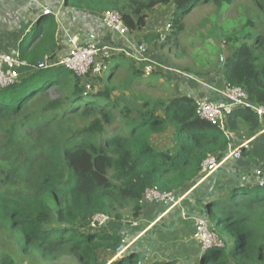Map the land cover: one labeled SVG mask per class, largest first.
<instances>
[{
    "label": "trees",
    "instance_id": "obj_1",
    "mask_svg": "<svg viewBox=\"0 0 264 264\" xmlns=\"http://www.w3.org/2000/svg\"><path fill=\"white\" fill-rule=\"evenodd\" d=\"M240 2L238 15L220 24L228 35L216 69L224 86L241 88L252 104L264 106V0H68V5L100 15L116 11L130 32L142 29L157 7L169 6L168 34L177 48L185 41L184 17L193 9L211 4L221 13ZM53 20L37 22L29 45L16 51L30 67L57 57ZM162 74L151 63L119 53L105 57L99 71L94 65L85 78L60 67L31 68L0 89V264H103L122 235L90 230L93 216L122 221L128 212L137 220L146 189L184 193L197 183L204 160L225 155L235 136L250 139L262 131L263 119L247 109L234 108L221 128L199 118L189 95L134 94L138 86L159 88ZM168 132L173 147L158 151L154 138ZM250 190L238 185L225 198L210 196L206 222L214 208L216 227H209L222 243L229 234L231 246L201 253L200 264H264V187ZM138 258L130 248L111 264H137Z\"/></svg>",
    "mask_w": 264,
    "mask_h": 264
},
{
    "label": "crops",
    "instance_id": "obj_2",
    "mask_svg": "<svg viewBox=\"0 0 264 264\" xmlns=\"http://www.w3.org/2000/svg\"><path fill=\"white\" fill-rule=\"evenodd\" d=\"M68 4V0H0V54L16 52L22 45L28 46L30 41L26 42V39L33 31L35 24L51 18L54 19L57 29L55 41L59 51L56 58L68 51V41L73 35H79L81 44L103 40L107 38V35L119 38L118 41L127 40L130 32L126 36H119L104 29L101 20L98 19L101 17L99 13L86 10L76 11ZM42 10H48L50 13L44 16ZM96 21L99 22L98 28H94ZM206 95L217 102L223 101L218 90L208 92ZM249 140V149L242 153L240 160L230 159L222 166L221 170L224 173L219 174L216 178L210 195L212 199L227 197L230 190L238 185L256 187L255 172L261 171L264 175V125L262 131L253 138L235 136L228 149L235 148ZM229 174H234L237 180H234ZM213 178L214 175L197 186L191 184L187 187L185 191L189 194L176 208L170 211H166V207L161 205H142L141 216L137 219L139 224L137 230L118 224L122 227L118 233L126 234L129 239L151 226L149 231L131 246L138 256L143 254L149 245V234L152 231L155 238L152 253L150 258L143 260L141 264H149L151 261L153 263L171 261L176 264H182L185 261V264L189 261L191 244L194 243L198 246L192 240L196 219L190 215L196 214L199 211L198 207H203L204 203L201 198L209 190ZM180 214H186V216L178 218L177 224L174 225L176 216ZM106 262L108 261L104 260L103 263Z\"/></svg>",
    "mask_w": 264,
    "mask_h": 264
},
{
    "label": "rangeland",
    "instance_id": "obj_3",
    "mask_svg": "<svg viewBox=\"0 0 264 264\" xmlns=\"http://www.w3.org/2000/svg\"><path fill=\"white\" fill-rule=\"evenodd\" d=\"M243 3H236L228 8L227 11L221 13L211 4L193 9L184 17L185 27L184 32L181 34V39L185 41L181 44L179 43L177 48L171 46L174 35H171V33L168 34V24L172 16V8L169 6L157 7L152 11L146 20L145 26L140 30L130 32L127 40L118 41L117 39L119 38L107 35V38H102V41L109 44L113 50L120 49L123 52L131 54H134V50L141 43L144 42L146 44L147 54L145 56V62L151 63L155 68L160 69L163 74L162 77L157 79L159 88L146 89L144 86H138L135 88L136 91H133L135 95L144 92L152 96H160L161 98L167 99L169 96L186 94L194 99L207 97L214 100L206 94L213 90L217 91L222 89L223 81L220 76V70L216 69V65L217 58L219 59L220 54L224 52L220 47L223 41L222 39L228 35L226 32L220 30V24L227 19L237 16L236 6L238 4L242 5ZM181 14V12L178 13L179 16ZM98 19L100 21L101 17ZM43 22L51 23L50 20H43ZM98 24V21L94 22V28H98ZM166 36H168L167 41H165ZM31 38L32 32L27 36L26 42H29ZM162 41L166 43L161 47ZM103 59L105 57L101 56L95 63L97 71H99V66L103 63ZM201 63L206 64L205 68L200 66ZM108 72L106 70L105 75ZM95 73L97 74L96 71H94ZM50 97L52 99L57 97L52 90H50ZM154 145L158 151L171 149L173 147L172 133L168 132L155 137ZM249 189L254 190V186L249 187ZM212 211L210 220L207 221L209 226L216 227V221L212 217L215 209L213 208ZM128 216L129 213L126 212L122 224L120 223L122 227L130 225L127 221L129 219ZM122 227L118 226L117 223V226L115 225L106 229V232L118 233ZM230 240L231 237L229 234L223 235V243L226 250L230 249ZM189 251L190 259L185 264H200V247L192 243ZM103 259L109 261L110 264L119 260V258L115 259L111 253H107Z\"/></svg>",
    "mask_w": 264,
    "mask_h": 264
},
{
    "label": "built area",
    "instance_id": "obj_4",
    "mask_svg": "<svg viewBox=\"0 0 264 264\" xmlns=\"http://www.w3.org/2000/svg\"><path fill=\"white\" fill-rule=\"evenodd\" d=\"M45 15L49 14L48 10H43ZM101 24L104 29L115 33L119 36H126L130 31L124 24L122 15L116 11H107L101 16ZM79 35H73L68 43V51L54 60L45 59L36 67H30L25 61L18 58L16 52L0 54V89L11 87L15 84L21 73L27 69H42V68H64L77 78H85L97 59L101 56L108 57L111 55L124 53L128 57L133 58L137 62H145L147 54V46L143 42L135 50L134 54L123 52V50H113L112 47L103 42L96 40L89 44H81ZM136 53V54H135ZM223 98L222 102L211 100L207 97L195 99L197 114L200 119L214 126L223 128L226 115L230 114L234 108H243L249 110L252 114L264 119V106L252 104L246 92L238 87H226L223 85L221 90H218ZM249 141H245L235 148H229L227 153L221 157H209L204 160L200 166V176L195 186L203 183L206 179L213 176L222 166L230 159L238 161L242 158V153L249 149ZM256 186L264 187V175L261 171L255 172ZM189 194L184 193H166L156 189H146L142 196V205H161L166 207V211L176 208ZM129 227L137 230L139 224L137 220L128 219ZM122 224V221L115 220L104 214H97L92 217L89 229L99 231L108 229L115 224ZM151 226L142 230L134 238L129 239L126 234L122 235L120 245L114 253V258H121L131 248V246L146 234ZM82 232L87 233L88 230L83 229ZM192 240L198 244L200 250L205 253L211 249H222L224 244L218 239L217 235L210 229L207 222L196 219L195 228L192 235ZM103 264H110L106 262Z\"/></svg>",
    "mask_w": 264,
    "mask_h": 264
},
{
    "label": "water",
    "instance_id": "obj_5",
    "mask_svg": "<svg viewBox=\"0 0 264 264\" xmlns=\"http://www.w3.org/2000/svg\"><path fill=\"white\" fill-rule=\"evenodd\" d=\"M224 172L220 169L218 170L215 174H214V178H213V182L209 188V190L204 194V196L201 198V201H203V207H198V212L194 215H190L192 218L194 219H199L201 221H206V217H207V212H208V208L209 205H208V200L210 199V195H211V191L215 185V181H216V178L219 174H223ZM234 180H237L235 175L234 174H229ZM182 216H186V214H180L178 216H176V219H175V222H174V225L177 224V220L178 218H181ZM149 238H150V242H149V245L147 246V248L145 249V251L143 252V254H141L138 258V262L137 264H141L143 260L145 259H149L150 256H151V253H152V246H153V243L155 241V238L153 236V233L152 231L150 232L149 234ZM152 262H150L149 264H151Z\"/></svg>",
    "mask_w": 264,
    "mask_h": 264
},
{
    "label": "clouds",
    "instance_id": "obj_6",
    "mask_svg": "<svg viewBox=\"0 0 264 264\" xmlns=\"http://www.w3.org/2000/svg\"><path fill=\"white\" fill-rule=\"evenodd\" d=\"M43 11V10H42ZM42 14L45 16V14L42 12ZM48 15V14H47ZM206 222V221H205ZM203 253V252H202ZM206 253V252H205ZM122 258V257H121ZM120 259V258H119Z\"/></svg>",
    "mask_w": 264,
    "mask_h": 264
}]
</instances>
